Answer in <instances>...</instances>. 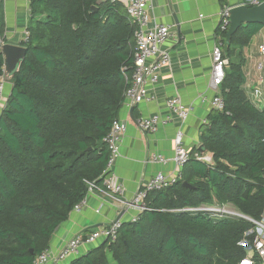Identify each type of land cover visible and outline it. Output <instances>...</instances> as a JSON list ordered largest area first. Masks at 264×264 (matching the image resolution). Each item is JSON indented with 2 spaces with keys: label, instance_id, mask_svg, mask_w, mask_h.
Instances as JSON below:
<instances>
[{
  "label": "trees",
  "instance_id": "16d2710c",
  "mask_svg": "<svg viewBox=\"0 0 264 264\" xmlns=\"http://www.w3.org/2000/svg\"><path fill=\"white\" fill-rule=\"evenodd\" d=\"M29 1L27 55L0 114V264H34L89 184H103L104 140L120 119L135 50L136 26L115 0ZM262 27L242 25L230 46L220 32L226 105L210 114L201 136L213 163L194 150L179 181L150 195V211L124 222L115 242L69 264H240L247 257L241 243L254 239L252 223L196 210L232 204L256 221L264 214V106L244 91L242 58L233 52Z\"/></svg>",
  "mask_w": 264,
  "mask_h": 264
},
{
  "label": "crops",
  "instance_id": "0c3cea01",
  "mask_svg": "<svg viewBox=\"0 0 264 264\" xmlns=\"http://www.w3.org/2000/svg\"><path fill=\"white\" fill-rule=\"evenodd\" d=\"M125 9L128 0H115ZM244 0H155L151 10L153 22L171 27V36L164 44L169 51L171 65L164 68L158 83L147 85L150 99L140 105L124 104L120 119L127 122V133L121 146V156L108 177L125 187L123 196L106 192L102 185L87 197V204L80 213H72L69 220L55 232L51 248L58 250L75 236L86 238L99 230L107 229L118 219L128 222L134 214L126 211L125 201L130 200L141 187L159 173L177 174L172 162L177 133L184 131L185 146L190 151L202 146L201 136L210 114L213 93L212 51L221 43L220 12L225 7L242 5ZM31 18L29 0H3L0 20L4 22L6 43L25 46L24 32ZM264 45V27L251 40L249 46L233 48L234 58L241 56L244 73V91L251 101L264 106V58L259 47ZM221 46V45H220ZM263 66L260 68V66ZM8 81L6 91L11 93ZM180 96L189 106L191 114L182 122L176 115L159 125L154 134L142 133L137 127L140 117L169 114L167 100ZM200 151V150H199ZM161 156L165 162H153ZM87 250L83 248L82 254ZM76 259V258H75ZM57 262L56 264H69Z\"/></svg>",
  "mask_w": 264,
  "mask_h": 264
},
{
  "label": "built area",
  "instance_id": "2783aa9c",
  "mask_svg": "<svg viewBox=\"0 0 264 264\" xmlns=\"http://www.w3.org/2000/svg\"><path fill=\"white\" fill-rule=\"evenodd\" d=\"M155 0H128L127 13L133 24L136 26L135 31V50L133 56L132 71L128 75L123 72L125 80L128 83V88L125 92V103L128 105L136 106L152 99L150 96L147 85L149 83L156 84L159 82L161 72L164 68L171 65V56L168 50L164 48V44L171 36V27L153 22L151 16V10L154 7ZM264 0H244L242 5L249 8H254L262 5ZM231 8L225 7L220 12L221 18V31L228 32L231 26ZM25 42L29 39V32H24ZM6 42L0 41L1 45ZM260 54L264 58V45L259 47ZM264 62V61H263ZM212 77L210 82V90L213 93L211 100V106L214 111H224L225 98L221 93V86L223 85L227 69L229 66V60L225 58L222 47L215 46L212 51ZM263 66L261 65L260 68ZM8 80L6 76L0 79V114L5 110L9 95L6 91ZM167 108L169 114L166 117H162L160 114H155L147 117H140L137 120V127L142 133L154 134L158 131L159 125L167 123L172 120V115H176L184 122L191 114V108L187 106L180 96H173L167 100ZM127 133V122L118 119L111 128L109 135L105 138V143L110 151V159L105 171L106 177L103 178L102 187L106 192L114 195L123 196L125 194V187L118 183L114 178L108 177L112 170L117 158L121 156L120 150ZM184 131L181 128L177 133L175 141V149L172 158V162L175 165L176 173L166 174L159 173L146 182L141 189L128 201H125L126 211L134 213L128 220V222H136L140 216L145 212L151 210L149 204V197L154 192H160L175 185L181 178L182 172L186 164L192 158V152H190L185 146ZM194 158L199 161L212 164V156L206 153H195ZM153 162H165L161 156H153ZM98 185L95 183L89 184V190L86 198L78 204L74 213H80L84 206L87 204V197L89 194L95 192L98 189ZM232 204L219 205H204L196 211H204L213 213L216 216H230L235 218H242L253 224L254 230L249 232L247 236H254V239L250 241H243L242 246L249 251L247 257L240 264H264V214L261 220H253L243 214L232 213L226 210V207ZM233 206V205H232ZM192 211V210H187ZM124 219L120 218L107 229L99 230L83 238L81 236H75L72 238L66 246L59 252L57 256V262H72L75 258L82 256V250L85 248L87 252L98 245L102 244L106 240L115 242L118 238L119 232L124 224ZM127 222V221H126ZM55 250L49 248L43 254H41L34 264H50L55 259Z\"/></svg>",
  "mask_w": 264,
  "mask_h": 264
},
{
  "label": "water",
  "instance_id": "95a60500",
  "mask_svg": "<svg viewBox=\"0 0 264 264\" xmlns=\"http://www.w3.org/2000/svg\"><path fill=\"white\" fill-rule=\"evenodd\" d=\"M95 10V8L93 9ZM231 26L227 34V44L231 45L233 36L240 30L242 25H261L264 27V2L262 5L249 8L245 5H239L231 8ZM2 51L5 58V76L10 81L20 70L27 55L25 46L5 43L2 45ZM199 150L206 153L205 147L202 145ZM185 187H190L187 183ZM242 218H245L241 216Z\"/></svg>",
  "mask_w": 264,
  "mask_h": 264
},
{
  "label": "rangeland",
  "instance_id": "374dc122",
  "mask_svg": "<svg viewBox=\"0 0 264 264\" xmlns=\"http://www.w3.org/2000/svg\"><path fill=\"white\" fill-rule=\"evenodd\" d=\"M203 208H207V207H204L203 206ZM226 210H228L229 212H232V213H237L238 211H237V209L234 207V206H228V207H226ZM239 213V212H238ZM241 214V213H240ZM66 246V245H65ZM63 248H61V249H58V250H55V252H54V254H55V259L50 263V264H56L57 263V256L59 255V252L62 250ZM248 253H249V251H248Z\"/></svg>",
  "mask_w": 264,
  "mask_h": 264
}]
</instances>
